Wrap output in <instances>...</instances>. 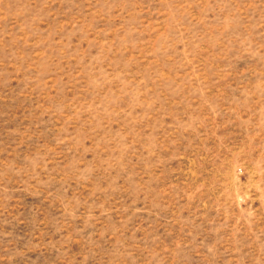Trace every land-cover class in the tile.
Instances as JSON below:
<instances>
[{
	"label": "rangeland",
	"instance_id": "1",
	"mask_svg": "<svg viewBox=\"0 0 264 264\" xmlns=\"http://www.w3.org/2000/svg\"><path fill=\"white\" fill-rule=\"evenodd\" d=\"M0 264H264V0H0Z\"/></svg>",
	"mask_w": 264,
	"mask_h": 264
}]
</instances>
